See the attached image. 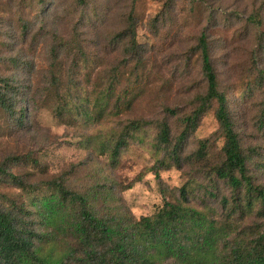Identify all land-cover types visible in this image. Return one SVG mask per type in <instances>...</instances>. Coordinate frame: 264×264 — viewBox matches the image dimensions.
I'll return each mask as SVG.
<instances>
[{"label": "rangeland", "instance_id": "1", "mask_svg": "<svg viewBox=\"0 0 264 264\" xmlns=\"http://www.w3.org/2000/svg\"><path fill=\"white\" fill-rule=\"evenodd\" d=\"M263 7L264 0H0V73L15 79L16 114L27 110L22 125L0 111V165L8 164L26 186L0 182V203L29 209L42 256L65 257L67 244L74 243L66 233L53 235L54 226L43 225L36 205L50 195L55 180L88 195L100 217L134 224L155 217L166 202L183 203L186 187L183 204L221 232L215 253L221 261L230 243L251 245L264 231L258 210L235 211L236 195L213 173L225 142L216 103L195 114L208 90L197 49L206 32L218 87L251 155L250 174L264 187V15L261 26L247 19ZM27 18L33 21L30 34ZM129 27L143 46L138 53H131L130 37L118 35ZM56 49L63 86L70 89L62 97L47 92ZM114 74L113 92L104 101ZM65 95L71 104L62 118ZM137 120L152 123L134 132L114 160L117 138ZM165 120L171 127L168 147L158 143ZM83 253L71 264H86L79 263Z\"/></svg>", "mask_w": 264, "mask_h": 264}, {"label": "trees", "instance_id": "2", "mask_svg": "<svg viewBox=\"0 0 264 264\" xmlns=\"http://www.w3.org/2000/svg\"><path fill=\"white\" fill-rule=\"evenodd\" d=\"M82 3L85 0H79ZM264 7L247 17L248 22L261 26ZM33 21L24 20V29L30 34ZM127 32L119 33L120 38H131V53H138L142 45L137 42L136 30L133 27ZM197 49L202 58V72L207 83V93L202 99L200 109L196 110L199 116L208 105L216 103V118L225 139L223 145V159L215 165L213 173L216 178L227 183L236 195L234 210H258L260 220L264 221V187L256 184L249 171L251 155L243 148L239 134L236 132L234 120L230 115L228 99L218 87L217 73L210 54L208 35L206 32L199 39ZM60 52L55 51L52 65V88L49 94L57 93L60 97L69 92L64 85L63 66H60ZM16 65L17 60L10 59ZM4 63L3 65H6ZM1 72V69H0ZM99 75L98 82L103 81ZM116 75L109 82V87L103 92V100L113 92ZM20 93L15 79L4 77L0 73V111L15 118V122L22 125L27 112L21 107L16 117ZM63 105L59 108V115L64 118L65 109L71 103L65 95ZM62 104V103H61ZM63 106V107H62ZM170 111V110H169ZM81 113L80 110H78ZM173 112V111H170ZM100 113V111H99ZM189 123L195 119L189 117ZM152 122L149 120L131 121L129 128L116 141L112 148L114 160L121 154L134 132L145 129ZM171 142V127L165 120L160 123L158 143L168 147ZM176 157L178 145L176 146ZM206 144L202 143L199 159L203 160L206 154ZM14 161V159H13ZM38 163V161H37ZM180 163V162H179ZM8 164L0 165V182L25 188L24 179L10 171ZM181 166V164H180ZM50 195L45 196L38 204L40 214L44 216L43 225L53 227V235L66 233L74 240L67 244L65 257L50 260L40 254L35 239L39 236L36 227L28 218L29 209L24 205L0 203V264H71L77 259V252L83 251L84 257L79 263L86 264H264V231L249 245L242 241L230 243L229 255L221 261L215 255L218 250V240L221 232L213 222L207 223L206 217L192 207L183 203L188 201V191L182 188V202L173 204L166 202L165 206L155 217L143 218L138 223H128L122 217L106 219L100 217L88 195L72 191L63 180H55ZM223 207L227 211L229 200L224 198ZM79 210V211H78ZM232 213V214H231ZM233 217L230 211L229 218ZM228 218V220H229ZM217 248V249H216ZM208 259V261H206Z\"/></svg>", "mask_w": 264, "mask_h": 264}]
</instances>
